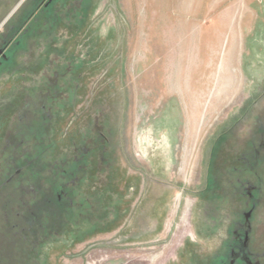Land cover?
I'll use <instances>...</instances> for the list:
<instances>
[{"label":"rangeland","instance_id":"1","mask_svg":"<svg viewBox=\"0 0 264 264\" xmlns=\"http://www.w3.org/2000/svg\"><path fill=\"white\" fill-rule=\"evenodd\" d=\"M1 256L264 264V0H24L0 28Z\"/></svg>","mask_w":264,"mask_h":264},{"label":"water","instance_id":"2","mask_svg":"<svg viewBox=\"0 0 264 264\" xmlns=\"http://www.w3.org/2000/svg\"><path fill=\"white\" fill-rule=\"evenodd\" d=\"M24 0H20L16 6L10 11V13L4 18V20L0 24V28L7 22V20L14 14V12L19 8V6L23 3Z\"/></svg>","mask_w":264,"mask_h":264},{"label":"trees","instance_id":"3","mask_svg":"<svg viewBox=\"0 0 264 264\" xmlns=\"http://www.w3.org/2000/svg\"><path fill=\"white\" fill-rule=\"evenodd\" d=\"M10 4H11V3H10ZM10 4H9V5H10ZM12 4H13V3H12ZM0 258H3V257L1 256Z\"/></svg>","mask_w":264,"mask_h":264}]
</instances>
